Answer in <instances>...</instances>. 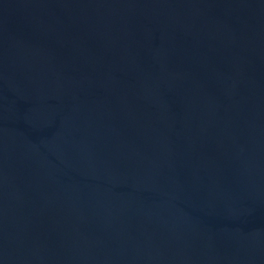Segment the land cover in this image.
I'll return each instance as SVG.
<instances>
[{"label": "water", "instance_id": "water-1", "mask_svg": "<svg viewBox=\"0 0 264 264\" xmlns=\"http://www.w3.org/2000/svg\"><path fill=\"white\" fill-rule=\"evenodd\" d=\"M0 264H264V0H0Z\"/></svg>", "mask_w": 264, "mask_h": 264}]
</instances>
